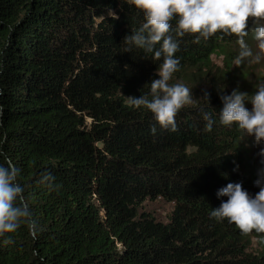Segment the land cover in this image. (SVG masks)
Returning <instances> with one entry per match:
<instances>
[{
	"label": "trees",
	"instance_id": "1",
	"mask_svg": "<svg viewBox=\"0 0 264 264\" xmlns=\"http://www.w3.org/2000/svg\"><path fill=\"white\" fill-rule=\"evenodd\" d=\"M143 22L128 0H0V164L20 169L41 228L0 236V264H264V233L210 217L227 183L259 191L264 143L221 125L219 111L233 89L254 93L264 54L236 65L235 34L178 37L169 83L185 84L193 103L169 131L129 100L148 94L161 62L124 52ZM253 35L244 41L256 54ZM154 202L170 205L165 221L143 209Z\"/></svg>",
	"mask_w": 264,
	"mask_h": 264
},
{
	"label": "clouds",
	"instance_id": "2",
	"mask_svg": "<svg viewBox=\"0 0 264 264\" xmlns=\"http://www.w3.org/2000/svg\"><path fill=\"white\" fill-rule=\"evenodd\" d=\"M142 12L144 22L123 41L127 47L143 50L152 54V60L161 61L156 69L158 78L152 79L146 95L129 97L133 107L149 110L161 128L176 130L175 117L185 106L193 103L191 90L183 83H169L173 74L179 71L180 61L174 55L179 50L178 37L196 34L194 41L207 40L218 31L235 34L239 38V52L234 59L240 65L248 58L259 63L264 54V0H128ZM175 19V26L170 23ZM249 31L257 41L259 52L253 53L244 41ZM158 45V46H157ZM150 97V98H149ZM203 99L208 102V93ZM222 108L219 111L221 125L235 123L247 136L253 137L255 144L264 143V80L259 81L254 93L233 89L230 94L222 95ZM246 102L251 108L246 107ZM205 130H211L214 120L209 113L203 112ZM150 131L155 134V127ZM3 140L0 139V144ZM2 155V153H0ZM259 155L264 157V148ZM264 164V159L261 160ZM236 169L234 168V171ZM20 169L5 158L0 164V236L15 232L22 225L33 235L41 228L18 182ZM254 186L259 191L254 195L243 189L241 183H227L216 192L221 199L218 207L212 208L210 217L217 221L227 219L247 234L251 231L264 233V167L258 170ZM52 177L43 172L39 183L52 186Z\"/></svg>",
	"mask_w": 264,
	"mask_h": 264
},
{
	"label": "rangeland",
	"instance_id": "3",
	"mask_svg": "<svg viewBox=\"0 0 264 264\" xmlns=\"http://www.w3.org/2000/svg\"><path fill=\"white\" fill-rule=\"evenodd\" d=\"M213 61L215 63H218L217 59H214ZM261 70L264 72V65L262 66ZM143 209L148 211L150 214H152L156 219L160 221H165L170 211V205L160 202L146 203L143 206Z\"/></svg>",
	"mask_w": 264,
	"mask_h": 264
}]
</instances>
